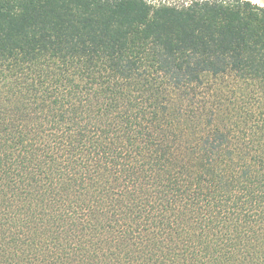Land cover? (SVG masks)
<instances>
[{"label": "trees", "instance_id": "trees-1", "mask_svg": "<svg viewBox=\"0 0 264 264\" xmlns=\"http://www.w3.org/2000/svg\"><path fill=\"white\" fill-rule=\"evenodd\" d=\"M0 264H264V5L0 0Z\"/></svg>", "mask_w": 264, "mask_h": 264}, {"label": "rangeland", "instance_id": "rangeland-1", "mask_svg": "<svg viewBox=\"0 0 264 264\" xmlns=\"http://www.w3.org/2000/svg\"><path fill=\"white\" fill-rule=\"evenodd\" d=\"M154 1H157V2H163V1H167V2H181V1H183V0H154ZM252 1H254V2H257V3H259V4H261V5H264V0H252Z\"/></svg>", "mask_w": 264, "mask_h": 264}]
</instances>
